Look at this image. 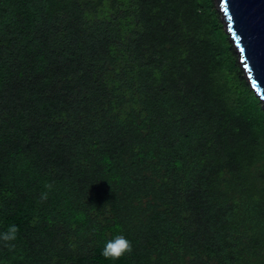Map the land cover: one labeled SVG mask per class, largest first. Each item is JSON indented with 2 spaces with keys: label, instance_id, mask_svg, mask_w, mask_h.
Here are the masks:
<instances>
[{
  "label": "trees",
  "instance_id": "1",
  "mask_svg": "<svg viewBox=\"0 0 264 264\" xmlns=\"http://www.w3.org/2000/svg\"><path fill=\"white\" fill-rule=\"evenodd\" d=\"M12 225L0 264H264V110L215 0H0Z\"/></svg>",
  "mask_w": 264,
  "mask_h": 264
},
{
  "label": "water",
  "instance_id": "2",
  "mask_svg": "<svg viewBox=\"0 0 264 264\" xmlns=\"http://www.w3.org/2000/svg\"><path fill=\"white\" fill-rule=\"evenodd\" d=\"M215 6L264 110V0H215Z\"/></svg>",
  "mask_w": 264,
  "mask_h": 264
},
{
  "label": "clouds",
  "instance_id": "3",
  "mask_svg": "<svg viewBox=\"0 0 264 264\" xmlns=\"http://www.w3.org/2000/svg\"><path fill=\"white\" fill-rule=\"evenodd\" d=\"M48 189L52 188L51 184L46 185ZM47 192L41 194V200L47 199ZM18 229L16 226H9L7 231L0 233V241L5 243V246H11L8 242L14 241L17 238ZM132 251L131 242L123 235L117 234L108 239L102 249L101 255L108 260H119L126 254Z\"/></svg>",
  "mask_w": 264,
  "mask_h": 264
}]
</instances>
